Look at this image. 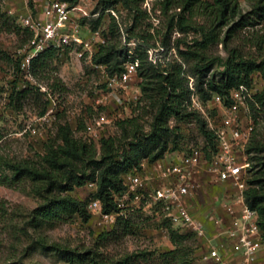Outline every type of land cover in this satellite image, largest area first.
<instances>
[{"label": "rangeland", "instance_id": "374dc122", "mask_svg": "<svg viewBox=\"0 0 264 264\" xmlns=\"http://www.w3.org/2000/svg\"><path fill=\"white\" fill-rule=\"evenodd\" d=\"M236 1L240 15L218 27L211 10L206 9L214 0H203V4L197 5L192 12L185 13L176 6L164 10L163 3H158L160 25L153 32L147 15L135 20V14L121 3L111 9L116 10L123 28L130 29L132 38L141 40L146 46L163 43L170 34L168 45L177 50L180 61L171 59L165 67L169 70L173 64L182 65L189 84L191 79H196L197 61L185 58L180 52L202 39L201 28L211 31L216 27L218 34V41L211 43L205 51L207 58L219 59L210 70V76L220 75L223 68L219 62H224L231 50H236L246 60L264 61V24L238 28L227 38L228 31L242 16L252 12L255 3V0ZM81 6L90 15L83 24L84 33L102 15L100 27L104 33L108 31L105 33L109 34L108 44H117L119 48L123 46L118 25L115 33L111 34L113 18L107 11L102 14L98 0H83ZM41 8L42 0H0V264H68L62 259L61 250L78 253L96 251L98 237L116 226V223H106L100 215L93 214L88 222L74 215L50 223H30L31 214L41 199L29 182L12 181L9 163L31 162L38 165L45 145L55 137L60 124H69L76 138L90 141L93 139L88 127L96 130L100 137H116L120 135L117 121L129 118H138L147 132L156 113V108L142 94L139 71L138 78L129 86V94H123L124 103L118 104L105 93L107 67L97 69L89 60L78 59L72 50L57 53L55 59L45 62V67L32 72V78L23 74L20 64L33 38V33L24 27L23 18L29 15L39 17ZM180 14L187 19L189 26L184 30L178 26ZM74 15L79 19L83 17L80 12ZM172 23L174 28L169 32ZM252 79L256 88H264L263 73L255 72ZM29 84L35 85L38 91L33 90V94L20 101L14 95L11 105L13 92L23 90ZM137 89L140 90L139 100L132 101L131 96ZM49 101V110L56 119L48 123L39 122L40 112ZM207 113L213 119L221 120L222 112L217 107L210 106ZM255 116L259 124L253 120L252 137L256 134L257 139L264 141V112L250 109L249 117L252 119ZM101 118L110 120V123L97 129V121ZM170 125L180 127L184 140L179 151L167 154L164 159L169 160L170 154L181 157L194 149L204 148V140L195 122L178 124L171 119ZM98 141L95 139L94 142L99 144ZM194 179L197 189L189 205L196 218L206 225L205 238H197L193 233L171 225L160 206L149 198L127 208L126 214L121 217L130 223L128 233L121 231L117 238L97 251L112 262L138 256L133 264H216L214 260H205V256L212 246H217L224 259L236 263L241 253L237 243L227 233L235 227L237 217L232 219L233 216L224 208L234 203L236 189L228 182L217 181L215 175L206 170ZM95 192L96 185L89 183L76 188L71 194L89 204ZM239 215L238 209L236 216ZM172 234L178 236L175 239L179 244V253L175 257L167 255L174 249ZM255 264H264V246L257 253Z\"/></svg>", "mask_w": 264, "mask_h": 264}, {"label": "trees", "instance_id": "16d2710c", "mask_svg": "<svg viewBox=\"0 0 264 264\" xmlns=\"http://www.w3.org/2000/svg\"><path fill=\"white\" fill-rule=\"evenodd\" d=\"M72 8H81L83 0H62ZM144 0H98L102 8V14L116 4L121 3L125 9L135 14V20L146 14L141 10ZM203 0H164V10L172 6L182 8V12H192L193 9L203 4ZM206 9L211 10L216 27L227 24L239 15V4L236 0H214ZM96 13V12H94ZM103 16L92 22L91 29L97 30L102 23ZM88 19L83 18L82 24ZM264 24V0H255L252 12L242 16L227 33L230 38L238 28L244 26H256ZM117 22L113 18L111 34L115 33ZM170 25L169 32L174 28ZM178 26L184 30L188 28L187 19L180 14ZM216 27L211 31L201 28L202 39L189 46L188 50L180 52L185 58H194L196 79L194 90L189 87L188 79L184 76L183 66L173 64L168 70L165 66L155 65L148 60L144 49L139 51V77L141 91L146 101L154 108L156 113L150 125V130L145 131L138 118H129L117 121L120 131L119 136L101 137L96 144L94 140L78 139L69 124H60L56 135L50 139L44 148V155L38 165L31 162L9 163L12 171V181L19 183L27 181L31 184L34 192L40 197L41 203L31 214L30 223L42 224L55 222L78 215L84 222H88L91 214L88 210V202H82L72 196L76 188H81L89 183L96 185L93 199L102 202L105 213L118 212L115 196L126 190L125 177L132 172L142 170V163L147 161L155 163L163 160L171 152L179 151L184 140L179 126L172 127L170 120L180 123L197 124L198 130L204 140V154L208 161L218 151L217 138L203 115L197 111L189 110L186 103L193 94L206 103L215 95L221 96L225 103H230L229 95L241 85L251 86L252 75L255 72L264 74V61L258 63L244 59L236 50H231L229 57L224 62H219L223 68L220 75H209L210 70L219 59H209L205 51L211 43L218 41ZM118 31V30H117ZM163 42L167 48L168 38ZM101 46L94 55L93 62L107 67L109 76L123 71L126 62V49L117 44ZM227 42V39L226 41ZM58 51L47 50L38 56L31 64V73L37 72L46 66L45 62L56 58ZM38 89L29 84L20 91H15L10 96L11 105L13 96L25 100L30 94ZM50 101L47 102L40 112V117L49 110ZM249 107L255 112H264V88L250 101ZM16 108V107H15ZM256 124L257 116L252 118ZM96 145H99L97 147ZM249 171L252 176L248 179L247 189L244 192L245 203L258 214V225L264 237V141L257 139L256 134L251 138L246 149ZM258 168V169H257ZM130 223L127 220L118 219L115 228L98 237L97 250L105 246L112 239L119 236L121 231L128 233ZM172 234L171 242L173 250L167 252L168 256H177L179 253L178 243ZM178 237V236H177ZM78 253L61 250L62 259L68 264H133L135 257L128 256L118 262H112L98 251Z\"/></svg>", "mask_w": 264, "mask_h": 264}, {"label": "built area", "instance_id": "2783aa9c", "mask_svg": "<svg viewBox=\"0 0 264 264\" xmlns=\"http://www.w3.org/2000/svg\"><path fill=\"white\" fill-rule=\"evenodd\" d=\"M163 2L164 0H144L141 3L142 11L151 19L152 32L160 25L158 15L161 11L156 5ZM76 12L83 13L82 18H90L83 9L72 8L62 0H42L39 17L29 15L23 18L24 27L33 33V38L27 46V54L20 64L23 74L32 78L30 71L32 61L47 50L58 52L72 50L78 59L89 60L95 68L106 67L95 64L93 58L100 47L107 44L109 34L105 33L108 31L104 33L100 27L95 31L89 29L87 33H84L82 18L76 17L74 15ZM107 13L116 20L120 29L121 43L126 49V62L123 71L113 76H106L105 93L116 103L123 104V94H129V86L138 78L141 49L145 50L148 60L155 65L166 66L171 59L180 60L174 47L167 48L163 43L146 46L141 40L132 38L129 28H123L116 10L109 9ZM193 83L194 80L191 79L189 85L192 90H194ZM261 90L262 88H256L253 82L250 87L241 85L230 92L228 105L219 95H215L211 101L204 103L196 94H193L186 103L187 107L203 115L209 129L217 138L218 151L212 160H206L203 148H197L189 154H183L176 162L157 161L153 177L143 173L142 170L129 173L125 177L126 190L115 196L119 211L105 213L102 202L99 199H92L88 204L90 214L100 215L104 222L114 225L126 214L127 208L151 198L160 206L171 225L187 230L197 238H205L206 225L196 218L189 206V200L195 195L197 189L194 178L204 168L215 175L217 181L228 182L236 189L237 197L234 203L225 205L224 208L231 216H236L237 210H240L235 227L229 229L227 234L237 243L241 253L239 260L234 263L224 259L220 248L212 246L205 260H214L216 264H255L257 253L264 246V237L258 225V214L246 205L244 192L250 178V164L246 149L254 130L253 119L249 117V103ZM139 95L140 90H135L131 100L138 101ZM212 105L222 112L220 121L213 119L207 113V109ZM55 119V114L48 110L39 117V122L48 123ZM108 123L110 120L101 118L97 121V129H101ZM88 131L94 141L102 137L91 127H88Z\"/></svg>", "mask_w": 264, "mask_h": 264}, {"label": "crops", "instance_id": "0c3cea01", "mask_svg": "<svg viewBox=\"0 0 264 264\" xmlns=\"http://www.w3.org/2000/svg\"><path fill=\"white\" fill-rule=\"evenodd\" d=\"M114 102H115V100H113ZM180 156H177V155H175V154H170V159L169 160H167V159H163V160H160V161H165L166 163H171V162H176V161H179L180 160ZM156 163L157 162H155V163H149V162H147V161H144L143 163H142V172L143 173H145V174H148L149 176H152L153 177V174H154V167H155V165H156ZM205 171V169L204 168H202V172H204ZM155 178V177H154ZM189 202H190V200H189ZM190 206V205H189ZM236 217H238V216H233V217H231L232 219L234 218H236Z\"/></svg>", "mask_w": 264, "mask_h": 264}]
</instances>
